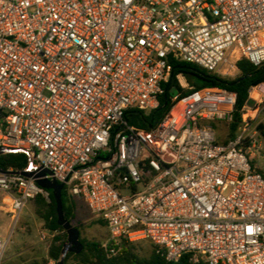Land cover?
Masks as SVG:
<instances>
[{"label":"built area","instance_id":"2783aa9c","mask_svg":"<svg viewBox=\"0 0 264 264\" xmlns=\"http://www.w3.org/2000/svg\"><path fill=\"white\" fill-rule=\"evenodd\" d=\"M242 60L264 65V0H0V156L25 154V172L83 201L109 257L149 242L171 264H264L257 132L243 114L220 143L213 124L233 121L237 94L174 76L185 62L234 80ZM174 77L188 93L157 126L131 125ZM0 194L14 227L37 197L50 201L14 170L0 171Z\"/></svg>","mask_w":264,"mask_h":264},{"label":"trees","instance_id":"16d2710c","mask_svg":"<svg viewBox=\"0 0 264 264\" xmlns=\"http://www.w3.org/2000/svg\"><path fill=\"white\" fill-rule=\"evenodd\" d=\"M237 66L240 70L239 77L234 80H227L194 64L177 62L174 65V76L183 73L193 90L218 87L237 94V107L233 121L229 124V137L224 142L219 141L223 144H227L237 137L244 123L243 114L245 109L255 104V101L251 98V90L264 84V65L255 67L249 61L242 60L238 62ZM164 88L165 94L161 97V104L157 110L146 115L144 112L134 109L128 113L126 120L133 126L147 130L157 126L174 104L170 90L176 88L182 94L188 93V91H182L175 77L166 83ZM213 126L215 127L216 124H213ZM258 129L264 137V131H262L264 126L261 125ZM28 163V157L25 154L2 155L0 156V171L14 170L21 172L27 168ZM49 198L50 201H47L39 196L34 202L36 215L43 220L45 227L51 233L56 234L49 250V257L51 260L58 262L62 258V251L68 241V235L64 228L58 224V214L52 191H49ZM63 206L66 219L73 224L77 216V200L69 197L65 190L63 191ZM99 222L105 226L102 221ZM81 242L84 245L81 253H69L65 259V264H171L157 253L155 247L149 260H141L135 253L133 244H123L121 251L116 256L109 257L101 243L86 239H81ZM178 264L191 263L189 257H184Z\"/></svg>","mask_w":264,"mask_h":264},{"label":"rangeland","instance_id":"374dc122","mask_svg":"<svg viewBox=\"0 0 264 264\" xmlns=\"http://www.w3.org/2000/svg\"><path fill=\"white\" fill-rule=\"evenodd\" d=\"M189 86L191 87L190 84ZM251 98L255 104L246 108L244 112L248 122L246 134L252 136L257 132L255 138L264 147V137L258 129L261 125L264 126V84L251 90ZM243 128L244 125L241 130ZM215 129L219 141L224 142L228 139L229 124L217 123ZM250 152L255 157L259 156L254 150ZM254 162L264 172V159L256 158ZM6 203L5 198L0 194V238L10 241L3 258V264H57L58 262L49 257L54 237L45 227L43 220L36 215L35 202L28 204L16 227L13 226L8 214ZM77 206V216L73 225L80 229L81 239L95 241L102 245L107 243L109 239L107 228L93 218L83 201L77 200ZM44 235L48 237L47 240L43 239ZM133 248L141 260H149L154 250V246L149 242L133 244Z\"/></svg>","mask_w":264,"mask_h":264},{"label":"water","instance_id":"95a60500","mask_svg":"<svg viewBox=\"0 0 264 264\" xmlns=\"http://www.w3.org/2000/svg\"><path fill=\"white\" fill-rule=\"evenodd\" d=\"M177 93H178V89L176 88H172L170 90V94L172 97H175ZM166 103H167V99H166ZM19 174H21L24 177L35 179L37 184L41 188L45 189L46 191H52L56 203L58 224L64 228V230L67 232L68 235V241L65 244L62 251V258L57 263V264H65V259L69 253L79 254L84 248V245L81 242V233L79 229L76 228L65 217L64 206H63V191L65 189V185L60 184L55 180L46 179V175L48 174L47 172H43L42 174L37 175L23 171V172H19Z\"/></svg>","mask_w":264,"mask_h":264}]
</instances>
